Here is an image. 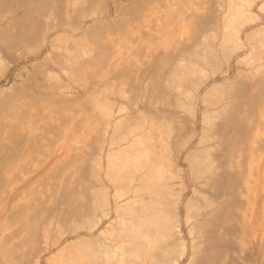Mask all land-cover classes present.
I'll return each mask as SVG.
<instances>
[{
	"label": "rangeland",
	"instance_id": "rangeland-1",
	"mask_svg": "<svg viewBox=\"0 0 264 264\" xmlns=\"http://www.w3.org/2000/svg\"><path fill=\"white\" fill-rule=\"evenodd\" d=\"M87 262L264 264V0H0V264Z\"/></svg>",
	"mask_w": 264,
	"mask_h": 264
},
{
	"label": "bare ground",
	"instance_id": "bare-ground-1",
	"mask_svg": "<svg viewBox=\"0 0 264 264\" xmlns=\"http://www.w3.org/2000/svg\"><path fill=\"white\" fill-rule=\"evenodd\" d=\"M123 153V152H122ZM132 153V152H131ZM134 153V152H133ZM135 153H138V152H135ZM126 154H128L129 155V153H124V156H125V158H126V156H127V158H128V155H126ZM138 155V154H137ZM137 155H131V158H129V159H125V161L127 162V160H128V162L130 161V163L134 160V159H136V157H139V155L137 156ZM135 157V158H133V160H132V157ZM120 157V156H119ZM123 157V156H122ZM118 159V158H117ZM121 159V158H120ZM140 159V158H139ZM121 162L123 161L124 162V160H120ZM136 161H137V159H136ZM122 162V163H123ZM126 162H124V163H126ZM121 163V164H122ZM134 163V162H133ZM117 165V164H116ZM136 165V164H135ZM132 167V166H131ZM134 167H137V166H134ZM140 168V167H139ZM138 169V168H137ZM130 233H131V231H130ZM131 235V234H130ZM127 236V235H126ZM129 236V235H128ZM143 236V235H142ZM126 243V242H125ZM132 244V243H131ZM134 245V244H133ZM85 250V249H84ZM87 251V250H86ZM76 252V251H75ZM87 253H88V251H87ZM124 254H125V252H123ZM77 254V253H76ZM80 254V253H79ZM88 254H90V253H88ZM127 254V253H126ZM122 255V254H121ZM74 256V255H73ZM77 256V255H76ZM81 256V255H80ZM92 256V255H91ZM78 257V256H77ZM82 257V256H81ZM84 257V256H83ZM121 257H123V255L121 256ZM121 257H119L120 259H121ZM79 258V257H78ZM81 259V258H80ZM119 259V260H120ZM75 261H76V259H75ZM79 262H80V260H78ZM78 262V263H79ZM70 263V262H69ZM87 263H89V262H87ZM90 264V263H89ZM93 264V263H92Z\"/></svg>",
	"mask_w": 264,
	"mask_h": 264
}]
</instances>
